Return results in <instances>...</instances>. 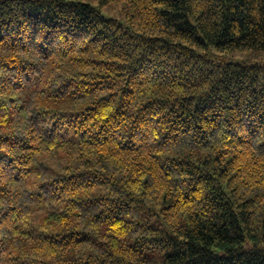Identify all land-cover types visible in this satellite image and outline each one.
I'll return each instance as SVG.
<instances>
[{"label":"trees","instance_id":"16d2710c","mask_svg":"<svg viewBox=\"0 0 264 264\" xmlns=\"http://www.w3.org/2000/svg\"><path fill=\"white\" fill-rule=\"evenodd\" d=\"M0 0V264H264V0Z\"/></svg>","mask_w":264,"mask_h":264},{"label":"rangeland","instance_id":"374dc122","mask_svg":"<svg viewBox=\"0 0 264 264\" xmlns=\"http://www.w3.org/2000/svg\"><path fill=\"white\" fill-rule=\"evenodd\" d=\"M89 1L92 4H97L96 0H84ZM122 6L123 3L121 0H118L109 6L102 8V12L104 15L108 17H116L118 19H122L124 17L122 13ZM230 58L234 62H241V63H264V51H253V50H246V51H238L230 55Z\"/></svg>","mask_w":264,"mask_h":264}]
</instances>
